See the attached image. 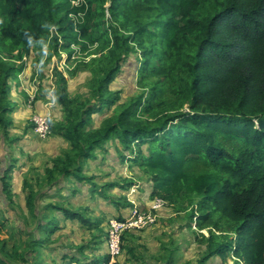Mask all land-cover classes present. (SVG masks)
<instances>
[{
  "label": "trees",
  "instance_id": "obj_1",
  "mask_svg": "<svg viewBox=\"0 0 264 264\" xmlns=\"http://www.w3.org/2000/svg\"><path fill=\"white\" fill-rule=\"evenodd\" d=\"M92 45L82 61L92 75L90 96L70 94L76 68L68 76L55 72L53 94L65 115L51 128L71 148L47 170L49 182L57 172L96 187L82 161L117 139L122 156L129 152L152 179L153 195L190 207L191 222L208 230L197 264L230 253L264 264V0H85L76 7L69 0H0V127L9 125V79L22 70L18 61L38 51L42 71L54 54L71 60ZM134 53L140 92L122 102L111 85ZM116 104L117 112L94 124L95 113ZM11 169L2 178L4 210L12 203ZM36 195L31 190L27 198L32 211ZM49 241L27 245L37 252ZM15 251L26 264L30 250ZM9 263L0 255V264Z\"/></svg>",
  "mask_w": 264,
  "mask_h": 264
},
{
  "label": "crops",
  "instance_id": "obj_2",
  "mask_svg": "<svg viewBox=\"0 0 264 264\" xmlns=\"http://www.w3.org/2000/svg\"><path fill=\"white\" fill-rule=\"evenodd\" d=\"M18 62L23 65L22 70L15 79H9L8 99L13 107L5 115L9 125L6 129L0 127L2 209V198L5 199L1 193L2 178L12 166L8 178L12 203L9 210L3 209L5 219L15 225L20 241H27L24 244L26 249L18 248L21 253L30 250L27 252L26 264H40L43 261L40 260L41 256L45 257L48 251L58 257L60 264L97 263L102 255L103 258L108 256L107 243L101 236L106 221L118 214H129L133 206L149 209L153 202V184L148 182L142 169L132 166L133 162L129 159L123 160V153L116 149L120 146L117 139L108 141V152L98 153L94 160L82 161L84 173L94 177L92 182L96 187L73 176H60L57 172L58 180L50 183L47 170L53 167L57 158L64 157L70 151L71 145L62 135L53 132L49 137L41 138L33 128L31 118L34 114H41L56 121L61 120L65 113L53 94L55 85L46 68L49 63L40 71L43 61H38L34 51L26 60ZM137 182L142 184L141 188L130 192ZM31 190L37 194L34 211L27 205ZM124 197L128 200L126 208L117 203V200ZM61 208L78 211L82 218L67 217ZM172 211L170 206H164L158 211L165 218L163 221L160 219L154 226L143 230L127 231L118 264H180V256L173 262L171 256L167 258L164 251L166 248L173 250L179 244L180 233L173 230L171 220L168 219V216L172 217ZM88 223L96 224L92 227ZM42 233L45 236L40 235ZM49 235V245L47 243V246L37 247V252L29 249L27 244L31 240ZM28 236L31 237L29 240ZM88 239L92 241L89 242ZM84 245L88 246L82 247ZM181 252L185 258L190 253L185 246L181 248ZM226 262L232 263L233 260L229 257L224 260L221 256L214 255L206 264H227ZM18 264L25 263L19 260Z\"/></svg>",
  "mask_w": 264,
  "mask_h": 264
},
{
  "label": "rangeland",
  "instance_id": "obj_3",
  "mask_svg": "<svg viewBox=\"0 0 264 264\" xmlns=\"http://www.w3.org/2000/svg\"><path fill=\"white\" fill-rule=\"evenodd\" d=\"M108 5H109V3L106 4V7H108ZM106 14H107V10H106ZM110 17H111L110 13H108L107 18H110ZM52 48H54V47H52ZM76 48L78 49L79 47H76ZM43 50H44L45 56H46V54H48V51H49V46L45 45L43 47ZM53 50H55V49H53ZM95 50H96V45H92L88 51H86L84 53H76L75 56L71 60H68L67 54H65L64 52L61 54V59H59L54 54L51 61L49 62V66L46 67L50 73L49 78L51 80H53L54 85H56V80H57V78L55 76L56 70H59L68 76V71L76 68L77 73L75 74V76L69 78L68 88L70 89V94L72 96L80 95L82 98H86V97L90 96V93H91L90 80L92 78V75L89 72V70L83 66L82 61H83V59L86 61H89L90 57H86V58L84 57L83 58V55H86V53H88V52L89 53L95 52ZM34 53L37 54V57L39 59L40 53L38 51H34ZM28 57L29 56L24 57L23 60H26V58H28ZM137 59H138V54L137 53L132 54L126 60V62L123 64V66L121 67V70L119 71V73L116 77V80L111 85L112 89L121 90V97H122L121 101L122 102L130 100L132 96H134L140 92V89L138 88V86L136 84V82H137L136 69L138 66ZM43 60H44V58L42 59V61ZM17 63L20 64V62H17ZM15 78H16V75L13 76V79H15ZM115 112H117V104L111 108L106 107L102 113H95L94 114V121H93L94 124L100 125V123L104 117L111 115ZM50 120H51V118H50ZM52 121L53 120H51V122ZM31 122H32V118H31ZM32 124H33V122H32ZM33 128H34V124H33ZM124 155H126L124 157L122 156L124 161L128 158H131V154L129 152H127L126 154L124 153ZM86 162H88V161H86ZM132 164H131L132 166H136L134 163H132ZM97 169H98V171L101 170V169L99 170V167ZM146 176L148 177V179H147L148 182H151V184H153L152 186L154 188V183H153L152 179H150V177L148 175H146ZM131 179L133 180V178H131ZM134 182H136V181L134 180ZM141 186H142V184H140V183H138L137 185H134L131 188L130 192H134L136 189L141 188ZM152 198H153V202L151 204V207L149 209H141L144 212H152L156 215L155 223L148 226L147 228L152 227L155 224H157L160 219H162V221H163V219H165V218L163 216H160L158 211L161 208H163L164 206H167V207L170 206L173 210L172 211L173 215L171 218H170V216H168L169 218L168 217L167 218L169 220H171L173 230L180 233V237H179V241H178L179 244L176 246V248L173 250L170 248H166V250H164L167 258L169 256H171V258H172L171 261L174 262V260H176L177 257L180 256V259H179L180 264H197L198 259L204 255V251L206 249L205 248L206 247V239H207V236L209 235L208 230H202L201 231L197 228L195 223L191 222V220L189 219L190 214H191L190 207H188L186 205L172 204V203H170V201L164 200L162 197H160L158 195H153V190H152ZM156 198L163 199L165 202L164 205H162L161 207H156V202H155ZM124 199L127 200L126 197H124ZM120 205L123 206L122 208L128 207V203H123V204L121 203ZM134 207H137V206H133V208ZM186 208H188V209H186ZM132 209H131V211H132ZM129 214L122 215V216H127ZM116 216H121V215L118 214ZM95 222L99 223L98 221H95ZM96 223H92V224L88 223V225H92V227H93L94 224H96ZM14 226L15 225L11 221H9V219H5V212L2 209V207L0 206V255L9 259V261H10L9 264H18V262L20 260V259L18 260L17 255H14V252H16L15 250H17L19 247H20L19 249H21V248L26 249L27 248L26 246H24V244H26L27 241H25V242L20 241V239L17 235V230L15 229ZM104 227H105V229H104ZM107 228H108V221H106V224L102 227V230H101L102 231L101 236L104 237V240L106 241V243H107ZM144 229H146V228H144ZM135 230H143V229H135ZM201 232H203V234H205V238H202ZM126 234H127V232H126ZM40 235L45 236V234H43V233ZM231 237H232V240H234L235 235L233 234ZM30 238L31 237L28 236L27 240H29ZM90 238H92V237H90ZM125 240H128V238L125 237ZM88 241L91 242L92 239H88ZM48 245H49V242H48ZM87 246L88 245H84L83 247L86 248ZM183 246H185V248L187 250L189 249V251L191 253V254L189 253L188 254L189 256L186 258L183 257V253L181 252V248ZM168 251H171L172 253L169 254ZM54 257H55V254H52L51 251L50 252L48 251V253H46L45 257L41 256L40 260H43V261H40V264H44V263L60 264L58 257L57 258L56 257L54 258ZM103 257H104V255L101 256V259L99 260V262H103L104 260H107L109 258V252H108V256L106 258H103ZM136 257H138V256H136ZM228 257L233 260L232 263L229 262L230 264H241L239 261H237L234 258L233 254L230 253ZM37 260H39V258ZM226 263L229 264L228 262H226ZM78 264H81V263H78Z\"/></svg>",
  "mask_w": 264,
  "mask_h": 264
},
{
  "label": "built area",
  "instance_id": "obj_4",
  "mask_svg": "<svg viewBox=\"0 0 264 264\" xmlns=\"http://www.w3.org/2000/svg\"><path fill=\"white\" fill-rule=\"evenodd\" d=\"M72 7H76L82 4L85 0H69ZM109 11L107 10V14ZM72 17L76 18L74 13ZM82 15V13H80ZM52 33L55 31V27L52 28ZM66 54V53H65ZM32 122L36 133L41 138H47L52 134L51 120L49 116L34 114L32 116ZM156 207L164 205V200L156 198ZM156 221V215L152 212H144L138 207H134L127 216H114L108 220L107 228V246L109 252V258L103 262H97L96 264H118V257L123 252L124 235L128 230L144 229L154 224ZM241 264L244 262L235 257Z\"/></svg>",
  "mask_w": 264,
  "mask_h": 264
}]
</instances>
